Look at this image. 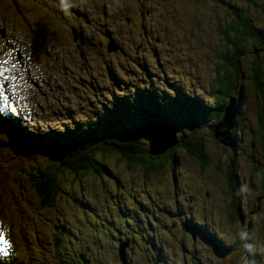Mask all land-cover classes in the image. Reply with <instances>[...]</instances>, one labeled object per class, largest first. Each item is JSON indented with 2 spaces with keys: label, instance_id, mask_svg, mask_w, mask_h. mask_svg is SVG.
<instances>
[{
  "label": "rangeland",
  "instance_id": "obj_1",
  "mask_svg": "<svg viewBox=\"0 0 264 264\" xmlns=\"http://www.w3.org/2000/svg\"><path fill=\"white\" fill-rule=\"evenodd\" d=\"M78 1L83 0H64L60 7L63 16L55 15L54 9L46 11V6H58L55 0H0V31L5 28L8 34L5 40L0 32V51L5 52L0 64L10 65L12 83L5 94L8 77L4 72L2 100L16 104L14 96H18L20 111L30 109L25 115L26 128L48 131L51 126L54 133L56 130L61 133L60 128L72 124L67 119L69 115L75 122L82 117L84 121L87 118L102 121V117L110 120L112 117L107 110L96 112L99 103L106 105L107 102L109 108L119 111L115 120L127 129V141L125 138L121 141L138 143L142 138V143L151 149L148 137L157 126L161 133L173 134L172 147L178 146L179 141L186 143L191 137H198L209 162L204 167L188 153L178 150L174 166L169 162L152 172L141 163H129L113 156L108 158L107 171L101 177L61 175L53 211L46 213V209L39 206V210L36 204L29 203L23 208L9 209L7 217L27 234L28 241L33 242L29 244L33 251L27 248L28 256L24 259L15 257L9 250L0 264H125V259L128 264H164V261L264 264V175L255 174V169L264 171V150L261 139L256 136L257 101L245 78L250 75L252 66L248 52L240 58L243 106L236 94L228 100L232 105H219L224 113L221 120L201 113L203 103L213 105L214 100L217 101L213 93L217 92L216 77L220 74L225 50L218 28L227 30L230 20L235 19L227 6H242L256 24L264 28V0H87L90 2L87 5ZM80 5L87 7L82 10ZM91 19L96 22L90 33L87 25ZM134 20L136 31L131 26ZM73 27L82 28L84 44L81 46L79 39L74 40ZM121 37L126 39L120 40ZM50 39L52 42L48 41ZM92 42L102 46L97 49ZM115 43L120 50L112 58L106 48ZM121 50L128 56L119 54ZM48 61L50 68L42 64ZM122 62L127 69L121 66ZM113 71L123 81L130 78L129 83L124 82L131 87L126 88L121 83L112 87L109 75L114 76ZM63 74L67 75L66 79ZM162 84L166 98L159 95L160 100L153 102V95L163 91ZM181 87L180 91L188 97L178 103L182 98ZM116 95L117 101L110 99ZM66 109L61 114L64 119L58 110ZM148 110L151 117L141 120ZM227 110L234 118L228 123L231 127L222 129L230 128V141L225 143L227 136L223 140L220 134L217 136L216 127L228 119ZM1 111L0 116L5 117ZM10 113L20 115L15 107ZM16 130L22 140L21 133L31 136L23 126H16ZM41 142L36 143L40 146ZM19 151L36 159L26 162L34 178L38 174H32V165L39 166L45 173L50 158L54 157L48 156L45 148ZM233 158L237 170L231 173L227 163ZM16 161L18 168L14 175L22 176L26 171L23 162ZM223 173L227 178L235 176L239 185L237 203L241 208H237L234 193L229 191ZM25 177H29L27 172ZM7 192L5 190V196L10 195ZM64 214L69 218L66 224ZM65 230L73 231L69 241L61 236ZM207 236L214 242L205 238ZM14 237L18 238L16 231ZM122 244L128 246L125 258H120ZM82 257L86 260L81 261ZM165 257L167 259L161 260Z\"/></svg>",
  "mask_w": 264,
  "mask_h": 264
},
{
  "label": "trees",
  "instance_id": "obj_2",
  "mask_svg": "<svg viewBox=\"0 0 264 264\" xmlns=\"http://www.w3.org/2000/svg\"><path fill=\"white\" fill-rule=\"evenodd\" d=\"M243 1L253 2L254 0ZM227 7L229 8V13L235 19L233 21L230 20L227 30H222L221 27L218 30L219 39L223 42L225 50L222 54L223 64L221 71L216 77L217 92L213 93L217 101L214 100L213 105L203 103V111L201 113L206 117H210L212 114L219 121L224 115L219 105L222 104V107H225L228 100L236 94L240 97L243 96L242 89L244 87L241 81L242 73L240 72V66L242 62L240 58L248 52L252 57L250 59L252 60V66L250 67V75L245 78L248 81L249 87L252 88L251 91H253L257 101L258 129L256 136L261 139L260 143L262 150H264V28L258 26L250 12L242 8V6L228 5ZM229 91H232V94ZM186 98L187 96H184V99ZM180 102L181 100L178 101V103ZM126 111L131 112L132 110ZM148 112L143 113L141 120L151 117L149 110ZM107 114L112 117L110 120L102 117V121H99V123L92 122L85 127H81L79 130L70 131V134H66L65 137L61 134L58 136L57 134L55 136L56 140H54V137L43 139L40 146L43 147L44 142H46L47 147L45 149L48 151V156L53 155L54 157L50 158V165L45 173H43L41 168L38 171L35 170L32 165V174H38V176L34 178L30 175L28 177L36 189L42 207L49 208L56 205L59 176L72 175L78 178H84L85 176L101 177L107 171L106 162L109 161L108 158L113 156L129 163H141L150 172L164 167L169 162L174 166V163L178 160V150H180L179 152L184 151L188 153L204 165V167L209 162L207 155L204 156L206 151L202 146L203 144L195 136L191 137L186 143L185 140L179 141L178 146L176 145L157 156L155 154L152 156L151 149L148 147L149 145L142 143V138L138 143H125L121 141L123 138L127 141L126 136L128 135L123 123L120 124L115 120L120 114L118 110L111 109ZM165 115L167 114L165 113ZM166 119L169 120V116ZM103 120H106L108 123H103ZM220 137L223 140L225 136ZM236 163L234 158L227 163L228 170L231 173L237 170ZM255 174H259V176L260 174L264 175V171L261 172L259 169H255ZM226 176L228 175L224 174L228 189L234 193L232 197L236 201L237 208H239V202L237 203L239 201L238 182L235 176L234 178H227Z\"/></svg>",
  "mask_w": 264,
  "mask_h": 264
},
{
  "label": "bare ground",
  "instance_id": "obj_3",
  "mask_svg": "<svg viewBox=\"0 0 264 264\" xmlns=\"http://www.w3.org/2000/svg\"><path fill=\"white\" fill-rule=\"evenodd\" d=\"M56 2L58 1V6H51L50 8L48 7V6H46L45 8H46V11L48 10V11H50V10H56L55 11V15H57V14H61V15H63V12L61 13V9H60V7L62 6V3H64V0H55ZM55 2V3H56ZM68 2V1H67ZM79 2H81V4H82V2H84L85 4L86 3H90L89 1H87V0H83V1H78V3ZM12 3H14V2H12ZM50 5V4H49ZM87 5V4H86ZM86 5H83V6H81V8L80 9H82V10H84V8H86L87 6ZM89 5V4H88ZM118 5L121 7V4H119L118 3ZM64 7H65V5H63ZM78 6V5H77ZM89 7V6H88ZM110 7H112V6H110ZM126 8H128V6H126ZM7 9H9V8H7ZM64 9V8H63ZM45 10V9H44ZM93 10V9H92ZM15 11V10H14ZM10 13V12H9ZM65 13V12H64ZM12 15H13V13H12ZM64 16V15H63ZM81 16V15H80ZM14 17V16H13ZM82 17V16H81ZM15 18V17H14ZM101 18V17H100ZM21 19V18H20ZM78 19V18H77ZM108 19V18H107ZM80 20V19H79ZM94 20V21H93ZM91 19V22L90 23H88V30L90 31V33L92 32V30H91V28H93V26H92V24L94 23V22H96L95 21V19ZM115 22V21H114ZM165 22V21H164ZM112 24V23H111ZM94 25V24H93ZM132 27H133V29H135V30H133V31H136V29H137V23H136V21L134 20L133 21V23H132V25H131ZM114 27V26H113ZM110 28H111V26H110ZM15 29V28H14ZM77 29V28H76ZM76 29H73L72 28V32L73 33H78V31H79V34H83V31H82V28L81 29H79V30H76ZM221 29V28H220ZM34 30V29H33ZM218 30H219V28H218ZM101 31V30H100ZM1 32V31H0ZM2 33V32H1ZM102 33V32H101ZM108 33H109V31H108ZM129 33V32H128ZM7 36H8V34H7V31H6V29H5V40L7 39ZM99 34H97L96 35V37L99 39ZM120 36V35H119ZM51 37H53V35H51ZM72 37V36H71ZM38 38V37H37ZM52 39V38H51ZM51 39L50 40H48L49 42H52L51 41ZM122 39H126V38H124V37H121L120 38V40H122ZM63 40V39H62ZM40 41V40H39ZM105 41V40H104ZM63 42V41H62ZM102 43H104L103 41H101ZM106 42H107V40H106ZM123 42V41H122ZM133 43H130V45H131V47H132V45H134V41H132ZM40 43H43L42 41H40ZM63 44V43H62ZM61 45V44H60ZM92 45H94V42H92ZM124 45H127V44H125L124 43ZM88 46L89 47H91V45L90 44H88ZM97 49H99V47H101L102 46V44L101 43H95V45H94ZM103 46H104V44H103ZM127 46H129V45H127ZM126 46V47H127ZM50 47V46H49ZM58 46H56V48H57ZM139 46H137V48H138ZM48 48V47H47ZM66 48H68V46H66ZM120 50V48H119V46H118V44H110L109 46H108V48H106V52L108 53V54H110L109 56H111L112 58H113V56L115 57V54L117 55L118 54V51ZM105 51V50H104ZM62 52V51H61ZM13 53V52H12ZM75 53V52H74ZM107 53H106V55H107ZM66 54H68V53H66ZM77 54V53H76ZM119 54H122V56H128L125 52H123L122 50L119 52ZM41 55H45L44 53H42ZM105 55V56H106ZM10 56V55H9ZM14 56V55H13ZM58 56V55H57ZM23 57V56H22ZM53 57V56H52ZM62 57V56H61ZM48 58V57H47ZM54 58V57H53ZM22 59V58H21ZM77 60V59H76ZM66 62V61H65ZM75 62V61H74ZM50 62L48 61V62H42V64H48V67L50 68V66H51V64H49ZM75 64V63H74ZM2 65H4V63H1L0 64V72H2L3 73V75H0V78L1 77H3L5 74H4V72L3 71H5L7 68H5V65L2 67ZM114 65H115V63H114ZM113 65V66H114ZM119 65V64H118ZM117 65V66H118ZM10 66V65H9ZM67 66V65H66ZM121 66L125 69L126 67H125V65H123V62L121 63ZM115 69V68H114ZM117 69V68H116ZM127 69V68H126ZM22 70H24V66H22ZM55 71H57L58 69H54ZM21 71V70H20ZM106 71V70H105ZM125 71V70H124ZM22 72H24V71H22ZM150 72H152V70L150 71ZM15 73V72H14ZM17 74V73H16ZM50 74V73H49ZM110 74V73H109ZM111 74H114V76H112V75H109V78H111V83H112V87L113 86H117V84L119 83H121V84H123L126 88H128V87H131V85H129L128 83H129V81H128V79H130V78H128L127 80H124L125 82H128V83H125L124 81H123V79L119 76L118 77V73L117 72H115V71H113V72H111ZM153 74V73H152ZM150 75V74H149ZM51 76V75H50ZM60 76V75H59ZM158 76V75H157ZM66 77H67V75L66 74H63V79H66ZM132 80H134V78H131ZM44 80V79H43ZM108 80V79H107ZM52 82V81H51ZM131 82V81H130ZM12 84V83H11ZM109 84V83H108ZM152 84H153V82H152ZM167 84V83H166ZM10 85V80L9 79H5V87H8ZM177 86V85H176ZM65 87V86H64ZM12 88V87H11ZM86 88V87H85ZM108 88H111V86H109ZM138 87H136V88H134V90H136ZM14 89V88H13ZM29 89V88H28ZM33 89V88H32ZM90 89V88H89ZM35 90V89H34ZM11 91H14V90H11ZM10 91V92H11ZM32 91V90H31ZM6 92V91H5ZM15 92V91H14ZM13 92V93H14ZM93 92V91H92ZM153 92V91H152ZM18 94V93H17ZM60 96V95H59ZM96 97V96H95ZM238 97V96H237ZM236 97V98H237ZM243 97V96H242ZM242 97H238L237 99H240L241 100V102H242V104H241V106H243V102H244V99H242ZM86 98V97H85ZM118 98V97H117ZM117 98L115 99L116 101H117ZM129 98V97H128ZM107 100V99H106ZM250 102V101H249ZM82 104V103H81ZM100 104V106L98 107V111H96V112H104L105 110H108L109 109V103H107L106 102V105H104V104H102V103H99ZM3 105V104H2ZM25 105V104H24ZM228 105L230 106V105H232V103L231 102H229L228 103ZM5 106V105H4ZM23 106V105H22ZM100 107H102L101 108V110H99V108ZM97 108V107H96ZM25 109V108H24ZM30 109H28V110H25V112H21L20 113V115L19 116H16V113H14L13 115L9 112L8 114H5V116H6V118H7V120H8V125L7 126H5V129H9V132H10V134L11 135H16V136H18L17 134V130H16V126H17V128H19V127H24L25 128V130L26 131H30V129L29 128H26V118H25V115L26 114H28L30 111H29ZM234 110V109H233ZM0 111H1V109H0ZM9 110H6L5 111V113L6 112H8ZM67 111V109L66 110H58V112H59V114L61 115L62 113H64V112H66ZM70 112H71V110H70ZM17 113H19V111H17ZM230 111L229 110H227V112H226V114L228 115V118L229 119H232V118H234V117H231L230 116ZM101 114V113H100ZM48 115V114H47ZM62 116V115H61ZM27 117V116H26ZM64 119H66L64 116H62ZM73 117V116H72ZM70 115L69 116H67V119H70V121L72 122V124L71 125H69V126H65L66 127V130L65 131H61L60 130V132L61 133H59V131L58 130H56V132L55 133H58V136H60V134L61 135H63L64 137H65V135L66 134H70V131H73V129L74 128H76V130H79L81 127H84V126H87V125H89V124H91V122H86L87 120H88V118H87V120L86 121H84V122H80V123H78V122H75V120H74V118H72ZM18 118V120H16ZM62 119V118H61ZM144 120V119H143ZM45 121V120H44ZM233 121V120H232ZM32 122V121H31ZM99 123V122H98ZM9 126H11V127H9ZM225 126H228V124L227 125H225ZM230 127L232 126V125H229ZM228 126V127H229ZM8 127V128H7ZM73 127V128H72ZM217 127H219L218 125H217ZM12 128V129H11ZM50 129H47L48 131H45V129H43V130H35L36 132H35V134L34 135H36V134H43V135H46V136H48L47 135V133L48 132H50V131H52V129H51V126L49 127ZM72 128V129H71ZM220 128V127H219ZM230 129V128H229ZM229 129L226 131V132H228L229 134H230V132H229ZM54 133V134H55ZM22 134V137H23V141H24V138H31L33 135L31 134V136H28V135H26V134H23V133H21ZM219 134L220 133H216V135L217 136H219ZM20 137V136H19ZM63 137V138H64ZM21 138V137H20ZM48 138H51V136L50 137H46V139H48ZM44 139V138H43ZM54 140H56V138L54 137ZM2 141L3 142H5L6 141V138H4V136H2V133L0 132V152H3V148H2ZM58 141V140H57ZM56 141V142H57ZM35 144H36V146L34 147L33 145H27V149L26 150H30V152H33V151H40V150H42V148H38V147H41V146H39L36 142H35ZM173 145H170L169 147H168V149H170L171 147H172ZM22 147H23V145H22ZM20 148V149H22L23 150V148ZM33 147V150L31 151V148ZM131 147V146H130ZM239 147V146H238ZM65 150V149H64ZM45 152V151H44ZM43 152V153H44ZM68 152V151H67ZM155 154V153H154ZM157 154H159V153H157ZM156 154V155H157ZM10 155L11 156H16V158H14V159H12V161H13V163H14V161L15 160H18V161H16L18 164H20V162H23V160H25V162H29V161H32L33 160V162H35L36 161V159H34V158H32V157H30L29 155H25V154H22L19 150H15V151H13V152H11L10 153ZM27 156V157H26ZM44 156H45V158H46V154L44 153ZM38 163V162H37ZM24 172V171H23ZM15 177H16V182L15 183H13V186L15 185V184H17V187H19L20 189H22V190H30L32 187L30 186V185H32V183H31V181H30V179L28 178V177H24L23 178V176H20V175H15ZM29 184V185H28ZM20 196H26V194L25 193H21L20 194ZM27 197V196H26ZM0 202H3L2 201V194H0ZM5 202V201H4ZM40 204H41V202H40ZM36 208L37 209H39L40 210V208H39V206L36 204ZM48 209V208H47ZM7 223H8V225L9 226H7V229H9L10 231H11V233H10V235L7 233V229L5 230V242H7L8 240H9V236H11L13 239H12V241L15 243L16 242V238L14 237V233H15V231H16V235H17V237L18 238H20L21 240L23 239V240H26V241H28L29 240V238L28 237H26V234H22V233H24L23 232V230H22V228L20 227V226H18V224H17V222L16 223H14L13 224V222L8 218L7 219ZM30 241V240H29ZM28 241V243L29 244H31L30 242ZM9 244H10V241L8 242ZM15 245L16 246H18V248L19 249H21V248H23L24 247V245L22 244V243H20V244H17V243H15ZM251 255V254H250ZM254 259V258H253ZM84 260H86L85 258H84ZM84 260H81V261H84ZM0 261H1V257H0ZM254 261V260H253ZM5 262V261H4Z\"/></svg>",
  "mask_w": 264,
  "mask_h": 264
},
{
  "label": "water",
  "instance_id": "obj_4",
  "mask_svg": "<svg viewBox=\"0 0 264 264\" xmlns=\"http://www.w3.org/2000/svg\"><path fill=\"white\" fill-rule=\"evenodd\" d=\"M228 123H232V119H227L225 118V120L221 121L218 126L220 127H216L217 130V134L220 133V136H227V138H225L223 141L225 143H228V141H230V134L226 131H222L223 127H226L225 125H227ZM157 127V126H156ZM155 127V131L152 132V134L150 133V137L149 140L151 141V152L152 153H163L164 151L168 150V147L170 145H174V137L173 134L171 132L168 131H163L162 133L160 132V128H156ZM161 135H160V134ZM156 135H159V137H157V139L155 138ZM123 246L120 248L122 255V258H125V250H126V245L122 244Z\"/></svg>",
  "mask_w": 264,
  "mask_h": 264
},
{
  "label": "snow or ice",
  "instance_id": "obj_5",
  "mask_svg": "<svg viewBox=\"0 0 264 264\" xmlns=\"http://www.w3.org/2000/svg\"><path fill=\"white\" fill-rule=\"evenodd\" d=\"M0 75H3V73L0 72ZM0 88H3V85H2V84H0ZM0 95H2V93H0ZM5 243H7V242H5ZM9 247H10V246H9ZM0 251H2V250H0Z\"/></svg>",
  "mask_w": 264,
  "mask_h": 264
}]
</instances>
